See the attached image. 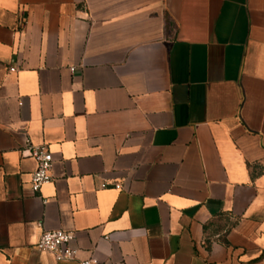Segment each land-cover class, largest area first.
<instances>
[{
	"label": "crops",
	"instance_id": "crops-1",
	"mask_svg": "<svg viewBox=\"0 0 264 264\" xmlns=\"http://www.w3.org/2000/svg\"><path fill=\"white\" fill-rule=\"evenodd\" d=\"M89 258L264 264V0H0V264Z\"/></svg>",
	"mask_w": 264,
	"mask_h": 264
},
{
	"label": "built area",
	"instance_id": "built-area-1",
	"mask_svg": "<svg viewBox=\"0 0 264 264\" xmlns=\"http://www.w3.org/2000/svg\"><path fill=\"white\" fill-rule=\"evenodd\" d=\"M72 70V68H70ZM9 71H14L13 67ZM25 148L28 155L34 160L35 167L29 174V190L35 193L40 186L51 180V156L45 144L30 145L25 141ZM119 188V185H114ZM72 233L63 229H53L42 231L34 247L37 251L50 253L54 260L64 261L75 259L76 250L71 246ZM93 259L79 261V264H93Z\"/></svg>",
	"mask_w": 264,
	"mask_h": 264
}]
</instances>
